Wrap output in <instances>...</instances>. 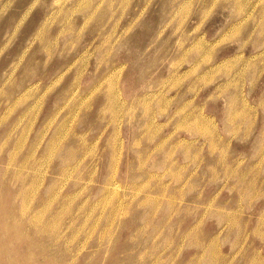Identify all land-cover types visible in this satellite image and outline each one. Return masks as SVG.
Segmentation results:
<instances>
[{
  "label": "rangeland",
  "instance_id": "rangeland-1",
  "mask_svg": "<svg viewBox=\"0 0 264 264\" xmlns=\"http://www.w3.org/2000/svg\"><path fill=\"white\" fill-rule=\"evenodd\" d=\"M189 2L0 0V264H264V136L248 149L264 130V0H240L233 30L249 39L222 63L189 36L206 11ZM225 7L209 5V36ZM207 92L229 110L189 118ZM113 98L150 118L151 190L124 195L121 141L98 192L107 126L93 139L91 125ZM214 161L235 162L227 180ZM188 187L203 211L185 210Z\"/></svg>",
  "mask_w": 264,
  "mask_h": 264
},
{
  "label": "clouds",
  "instance_id": "clouds-1",
  "mask_svg": "<svg viewBox=\"0 0 264 264\" xmlns=\"http://www.w3.org/2000/svg\"><path fill=\"white\" fill-rule=\"evenodd\" d=\"M193 4L196 5L198 14L201 10H206L203 13V18L200 23L196 25L193 32L189 33L194 41L198 43L202 54L214 55V63H222L225 60H232L233 57H240L244 52V45L249 39L246 35H237L233 30V24L238 23L234 19V10L240 7V0H190L187 7H191ZM209 5L216 7L220 5L225 7V13L221 19V23L217 25L215 31L209 36L207 32L203 31L204 25L212 18L211 10ZM233 10V15H228L229 10ZM264 35V33H261ZM141 51L140 49L129 48L126 53L128 62L135 63L136 52ZM87 95V93H85ZM83 98V97H82ZM213 96L211 92H207L205 95L200 96L197 100L196 95L193 94L187 100V114L189 118L192 115L199 116L201 114V105H207L208 115L217 116L223 112H227L231 106L230 97H225L223 100L217 99L215 103H212ZM112 107L109 109L107 116L104 120H95V123L91 125L92 138L99 134L102 130H105L107 126L106 134L104 136L105 144L102 146V150L99 155L92 161L93 169L97 163L101 164V172L98 179V192L103 195L106 193L111 183L112 168L115 165L117 155L120 150V142L125 143V166L121 172V181L125 183L124 195H128L134 191L135 188L142 185H148V189L151 190L154 187L152 177H159L157 172L158 152L154 151V143L148 134L149 121H145L143 116L142 107L134 105L137 112L139 113L135 120L132 118V109L125 108L122 106L123 102L119 101L118 98H113ZM103 103L96 107V113H99L103 107ZM224 123V121H221ZM123 127V136L117 137V132ZM221 131H225L222 129ZM264 136V130L257 129V136L253 137L248 143V149L251 152L256 144V140ZM116 139L115 147H113V140ZM87 148H85V151ZM145 161L147 163L145 164ZM217 166L221 169L220 173L217 174V178L221 177L222 182L227 180V169H230L234 161H223L216 162ZM143 164L144 167H139ZM130 172V174H128ZM190 203L185 206V210L189 213H198L203 211V208H198L195 205H204L207 197L204 201L198 199L199 191L194 190L192 187H188L185 194H189ZM191 223V215L189 216V224ZM179 224V221L177 222ZM174 264V262H173Z\"/></svg>",
  "mask_w": 264,
  "mask_h": 264
},
{
  "label": "bare ground",
  "instance_id": "bare-ground-1",
  "mask_svg": "<svg viewBox=\"0 0 264 264\" xmlns=\"http://www.w3.org/2000/svg\"><path fill=\"white\" fill-rule=\"evenodd\" d=\"M115 73V72H114Z\"/></svg>",
  "mask_w": 264,
  "mask_h": 264
}]
</instances>
